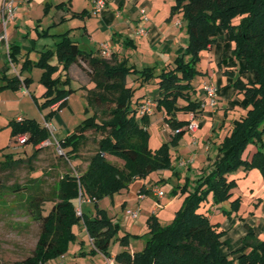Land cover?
<instances>
[{
	"label": "trees",
	"instance_id": "trees-1",
	"mask_svg": "<svg viewBox=\"0 0 264 264\" xmlns=\"http://www.w3.org/2000/svg\"><path fill=\"white\" fill-rule=\"evenodd\" d=\"M62 6L63 3L57 4V7ZM177 14L182 16L180 22L184 21L187 43L173 62L159 72L155 66L139 69L129 63L128 57L117 52L106 55L102 47L85 50L68 32L59 35L55 49L42 50L37 60L29 57L24 60L22 70L34 65L43 70L39 79L45 87L42 101L35 95L34 99L40 110L50 108L44 114L47 122H52L54 113L66 104V94L73 91L72 87L67 89L65 86L70 84L75 66L83 63V68L88 69V76L80 87L86 91L84 96L88 106L95 110L58 140L63 151L60 158L65 163L80 158L83 146L90 141L88 132L93 131L99 136H93L96 146L85 169L78 171L75 166L74 170L67 167L47 192L42 188L40 177L31 180L34 185L24 186L28 194L26 208L40 223V234L32 254L13 264H43L65 254L77 239L73 227L80 223L91 238V252H101L112 258L110 245L114 240L119 241L123 249L114 256L118 264H229L227 254L221 250L225 231L218 221L209 217L206 203L210 196L213 204L232 197L236 180L228 175L241 166L247 170L257 167L264 177V151L261 149L264 146V0H174L171 17ZM236 17H239L238 22L234 21ZM221 28L227 30L230 40L235 42L233 54L240 61L242 70L233 81V87L244 93L247 113L234 120L231 130L219 144L223 158L214 161L210 168H203L202 173L195 176L193 185L187 181L173 188L174 194L185 197L172 222L164 224L156 214H151L147 219L144 248L131 251V237L139 235L126 232L120 236V223L114 222L99 201L113 197L129 188L135 180L147 178L155 171L172 169L177 174L172 148L178 146L189 131L185 127L190 122L187 117L179 118L178 114H195L204 109L201 108L203 99H191L192 90L197 91L192 82L197 75L203 74L197 67L201 51L214 44ZM17 52L10 49V62H18ZM55 55L58 63L52 62ZM61 66L65 79L63 75L55 77ZM225 72L234 74L230 70ZM243 73H251L253 77L245 78ZM130 78L138 80L140 87L157 79L155 107L164 114V121L174 132L171 139L158 148L150 146L152 112L138 115L143 103L142 97H136L140 87L130 85ZM0 79L4 82L0 85L1 90L28 88L32 81L28 76L24 79L19 75L9 77L1 69ZM89 83H93L92 88L88 87ZM181 98H186L187 102L181 104ZM57 102L60 105L52 108ZM9 125L11 137L17 140L25 135L22 145L32 143L34 151L28 158L15 156L12 152L5 154L0 159V172L13 170L25 162L30 166L46 147L41 143L52 137L50 130L34 118H14ZM177 129L181 130L175 133ZM251 142L261 146L251 160L244 159L243 152ZM110 155L122 158L123 164L110 160ZM3 186L0 177V198L4 196ZM20 189L22 186H11L13 192ZM141 190L153 195L151 189L142 187ZM78 198L93 201L96 214H78ZM47 203L50 207L46 209ZM231 204L232 209L226 212L239 209L240 197L233 199ZM234 253H238L239 264H264V238L257 236L253 227L246 224L242 245Z\"/></svg>",
	"mask_w": 264,
	"mask_h": 264
},
{
	"label": "crops",
	"instance_id": "crops-1",
	"mask_svg": "<svg viewBox=\"0 0 264 264\" xmlns=\"http://www.w3.org/2000/svg\"><path fill=\"white\" fill-rule=\"evenodd\" d=\"M34 1L35 0H15V4L18 6L17 12L15 17L6 23L8 43L5 40H0V69L9 77L19 75L23 79L27 76L34 79V75L30 71H19V64L27 57L32 58L34 53L36 55L35 57L38 59L42 50L49 48L54 49L55 45L53 46L52 44L50 47L49 43L46 41L51 37L53 40H57L55 41L57 43L60 40L59 35L65 32H68L71 39L85 50L99 49L103 44H107L112 52H117L121 56L128 57L129 63L136 65L137 68L141 69L145 66H155L156 72H159L162 68L173 62L175 57L182 52L187 43L185 26L184 24L180 26L177 23L180 22L181 15L177 14L171 17V6L174 0H109L107 6L100 12H96L93 9L91 0H44L45 7L43 14H41V16L37 15V17L32 14ZM3 3L4 0H0V36L5 30L1 16ZM59 3H63V6L55 8L51 21L46 25L48 26L46 29V26L43 25V21L46 16L51 13L54 6H57ZM141 9H145L148 20L143 19ZM62 27L65 29H62ZM140 27H146L148 29L147 35H139L137 33V29ZM41 28L45 29L44 36L40 35ZM60 28L63 31L53 33V30ZM35 30L43 37H38ZM218 46L219 42L209 48L211 49V54L216 53ZM222 47L224 49L223 52L228 48L226 44H222ZM11 48H13L14 51L18 50L16 71L12 70L7 65L8 61H10L9 51ZM228 58L227 59L230 61V57ZM11 64L14 65L12 62ZM224 66L225 63L223 62L217 64V62L211 60L208 65L205 66V69H201L203 78H205L202 83L208 81L218 86V106L214 108L207 104L198 121V129L193 133L187 131L179 141V145L173 147L174 149L172 148L173 166L176 172H178L180 168L184 170L188 169L189 172L192 170L194 176H196L202 173L203 168H210L214 161L220 160L224 156V153L219 151L218 148L220 139H218L219 141L214 139L217 133L223 134L226 130H231L233 126V123L228 119V113L235 108L232 101L234 92H237L232 86L233 78L236 75V69H229ZM239 68L241 69V66ZM226 70L233 71L234 74H226ZM243 77L251 79L253 75L251 73H243ZM133 80V78H130V85L134 84L135 87H138L139 81ZM0 81V85H2L4 82L1 79ZM30 87L31 84L28 88L22 87L21 89L23 93L26 94L29 92ZM88 87L92 88L93 83H89ZM3 90L5 91L6 89ZM3 90L0 89V92H3ZM19 90L14 91L19 92ZM149 90V87L144 84L141 89H137L136 97H142L140 100L144 102L150 95L158 96V90H156L154 94L150 93L151 91ZM198 97L207 102L209 101L205 94H198ZM86 103L85 113L91 114L87 100ZM69 105L70 97L69 99L67 98V102L60 112H63ZM1 106L2 102L0 100V113L3 112ZM12 112L13 111H9L7 115L9 117L11 116V119H21L24 117L20 114L15 116L16 113ZM138 115L140 116L141 113L139 112ZM153 117L154 115L150 114V126H152ZM171 137L168 136L167 139L170 140ZM151 139L150 137V146L153 149L158 148L162 144L161 139H155V143L153 142L154 145H152ZM110 160L119 165L123 164V160L118 161V159L111 158ZM154 173H156L155 176ZM245 173H247V171L244 172V174ZM165 174L164 170H159L153 172L147 178L137 179L132 183L133 186H131L132 184L130 185L128 188L130 190L126 194H123V196H116L115 194L111 198L105 197L99 201V205L111 212L110 208L113 206L116 208L118 203L123 199L124 202L121 204L122 209L120 211L118 210L116 214L122 212L121 219H119L121 229L128 228L124 229V234L126 232L133 234L147 232V219L151 214H156L162 221L161 217L165 218L167 207L175 206V210L177 211L178 208H180L179 206H181L179 198H168L165 194L163 198L159 199L151 193L140 190L142 187L144 190H150L151 187L162 188L160 180L165 179ZM187 174L185 172H178L177 176L181 181ZM187 178H191V176L189 175ZM229 178L236 180L237 177L235 175H230ZM135 186H137L136 189L134 188ZM132 188L135 189V191L139 189L137 192L140 193L138 200H135L137 197L135 198V191L131 192ZM235 192V190H232L233 196L230 198L231 200L236 197H242L240 190ZM262 193L263 192L258 191L252 194L248 206L245 207L244 200H242L243 202L240 204L238 211L239 220L234 222V226L239 230L241 240L246 232V224L253 227L257 236L261 234V238H264V208L260 205V202L263 200ZM149 196H151V198H149L150 203L148 211L144 213L142 200L148 199ZM119 198L121 199L120 201L118 200ZM86 202L88 205H93L94 210L89 206L84 209L82 204H78L77 209L80 208L81 213L85 212L89 215H95L94 202L89 199H86ZM160 204L161 206L159 207ZM134 205L138 206V208L129 209L130 206ZM223 205L227 206V204ZM221 206L222 205H220V207ZM207 208L209 217L212 221H218L222 224L221 228L225 232L232 227V223H230V225H225L222 219L217 217L219 208L216 204H213L211 197L206 203V209ZM133 210L139 211L137 218L131 216L130 211ZM175 210L173 209L172 212H176ZM73 230L77 239L70 244L68 252L56 259L48 261V264H78L77 259L79 257H89L94 261L93 264H98L95 262L97 256L100 257V264H118L114 260V256L123 249L122 245L118 246L116 251H111L112 258H107L101 252H91L93 244L83 223L75 225ZM83 230L86 235L83 234ZM227 234L228 233L223 236V242H226ZM145 244L146 241L142 238L139 242H130L129 249L131 251H139L144 248ZM88 245L91 248L88 249ZM239 247L237 246L231 249L235 250Z\"/></svg>",
	"mask_w": 264,
	"mask_h": 264
},
{
	"label": "rangeland",
	"instance_id": "rangeland-1",
	"mask_svg": "<svg viewBox=\"0 0 264 264\" xmlns=\"http://www.w3.org/2000/svg\"><path fill=\"white\" fill-rule=\"evenodd\" d=\"M35 3L33 4V12L32 14L37 17V15L43 14L44 7H45V1L44 0H35ZM57 8L55 5L51 13H49L46 18L43 21V25L46 26L52 18L53 11ZM182 17V16H181ZM235 22L239 21V17H236L234 19ZM183 22H180V24L183 25ZM178 24V25H180ZM48 26H46L47 29ZM64 27H62L63 29ZM65 29V28H64ZM44 30L41 28L40 35L44 36ZM63 30L56 29L53 30V33H59ZM35 33L38 37L40 36L39 33L35 30ZM57 40H53L51 37L46 41L49 43V46L53 44V46H56ZM219 42V46L217 48V51L215 54H211V49L206 48L201 51L200 53V60L197 64V67L199 69H205V66L208 65V63L212 60L214 62H223L225 63L224 67L227 68H235L236 69V75L233 78V81L239 76V73H241V69L239 68L241 66V63L239 60H237L233 54V49L235 47V42L230 40L228 31L225 29H220L217 33V40L214 42L213 45H216V43ZM222 44H226L228 48H226V51L223 52ZM105 45V44H104ZM107 45V44H106ZM103 48V45L101 46ZM109 47V46H108ZM56 48V47H55ZM54 48V49H55ZM111 49H109L110 54ZM34 56L31 59L37 60V57ZM108 55V54H107ZM212 55V56H211ZM230 57V61L228 60ZM228 58V59H227ZM24 60L19 64L18 70H22ZM53 63H58V58L55 55L52 60ZM17 62L11 64L10 61H8L7 65L14 71H16V64ZM83 63H79V65L75 66L74 71L71 73L73 78L71 79L70 84H67L65 88L72 87L73 91L66 94V98L69 99L70 97V105L65 108L63 112L57 111L54 113L52 117V123L55 125V138L51 137V140L53 142L52 145L46 146L38 155L37 157L32 161L31 165L29 166L28 162H25L22 166L15 168L13 170L8 171H1L0 177L2 184L4 185L2 188L3 197L0 198V264H13L15 261L22 260L26 258L27 256L31 255L35 245L37 243L39 234H40V223L36 220H34L28 210H27V190L24 186L26 185H34V182L31 180L36 177H40L42 183V188L44 191H49L53 184L58 180L66 171L67 167L71 168V170H74L73 166H75L76 170H83L87 166V160L90 154L94 151V148L96 146L95 141L93 140V136L96 135L98 137V134H95L93 131H89L88 135L90 136V141L86 143L85 146H83L80 154V158L76 160H69L68 163H65L59 156L60 152L57 148L56 140H59L61 138L66 136L68 134V131L74 129V127L79 124L84 118H86L88 115H91L95 108L89 107V110L91 111V114L85 113V106L86 98L83 95V92L86 93L85 90H83L80 85L85 82V76H88V69L82 66ZM2 65V64H1ZM88 66V64H86ZM25 71H30L34 75V79L31 81V87L28 93L24 94L22 89L19 88V92H15L14 90H3V92H0V100L2 102V110L3 112L0 113V159L4 158V155L7 153H14L15 156L18 157H25L28 158L32 155L34 151V146L32 143L24 144L22 145L18 140L11 137V126L9 125L11 116H7L9 111H13L12 113H16L15 116L18 114L23 115L24 117L28 118H34L38 122L44 121V114L47 113L50 108L47 107L45 109L40 110L37 102L34 99V95L38 97L40 101H42V92L45 90V87L40 82V76L42 74V69L38 66H32L31 69H25ZM63 75V79H65V73L62 69V66L56 71L55 77ZM203 75L199 74L193 79V86L197 89L196 92L192 90L191 92V99H195L198 97V94H204L203 92V85L205 82L203 81ZM1 83V81H0ZM212 83V82H211ZM140 84V83H139ZM145 86L149 87L150 93H156V90H158V84L157 79L153 78L150 82L146 83ZM233 86V83H232ZM140 87V85H139ZM143 87V86H142ZM140 87V89L142 88ZM237 90V89H236ZM83 91V92H82ZM219 91V89H218ZM234 98H233V105L234 109L229 111L228 119L230 122H234L235 119L240 118L242 115H245L247 113V108L245 107V95L243 92H234ZM157 96L156 95H150L148 99H151L153 102H155ZM84 102V103H83ZM187 102L186 98H181L180 103L185 104ZM156 103V102H155ZM227 103V102H226ZM56 108V106L54 107ZM203 110L194 114V119L199 121L202 116ZM154 115L153 117V123L152 126H150V133H151V142L152 145L153 142L155 143V139L159 140L161 139V143L167 141L168 136H172L174 134L173 130L170 128V126L164 121L162 113L156 109V107H153L152 113ZM162 116V117H161ZM179 118H188L189 121L191 119V114L185 116L183 112H180L178 114ZM6 120V121H5ZM231 123V124H232ZM167 131V133H166ZM230 130H226L223 134H216V138L214 140L220 139V143L226 136V134L229 133ZM190 132V131H188ZM193 133V132H191ZM56 139V140H55ZM171 139V138H170ZM169 141V140H168ZM219 141V140H218ZM219 143V144H220ZM219 146V145H218ZM259 146L261 144H257L254 142H251L247 144L244 152H243V158L251 160L253 154L259 149ZM174 149V148H173ZM264 151V146L261 147ZM174 151V150H173ZM118 159V161H122V158L116 157L113 155L109 156V159ZM124 162V161H123ZM244 174V172H246ZM77 172V171H76ZM157 172V171H155ZM165 174V180H161V187L166 197L168 198H179L180 199V205H182L185 195H178L173 193V188L177 187L178 184L184 185L187 181H189L190 185L194 184V174L193 171L189 172L188 169H178V172L186 173L184 178L180 181V178H178L177 174L172 169H164ZM177 172V173H178ZM156 173H154L155 176ZM191 176V178H187V176ZM235 175L236 178V185L232 190H235L238 192V190L241 191L242 197L240 198V204L244 200L245 207L248 206V203L250 201V196L252 194L257 193L258 191L263 192L261 195L263 197V200L260 202L261 207L264 208V177L262 175V172L259 168L254 167L251 169H245L243 166L239 167L237 170L233 171L228 175ZM179 180V181H178ZM37 184V183H35ZM13 185H19L22 186V189L19 191L13 192L11 190V186ZM36 186V185H35ZM133 186V184L131 185ZM130 187V186H129ZM35 188V187H34ZM135 189L137 186L134 187ZM135 189H131V192L135 191ZM130 189L126 188L121 190L120 192L116 193V196H123V194H126ZM139 189H137L135 193V198L140 195V193H137ZM141 190V189H140ZM235 192V193H236ZM233 196V195H232ZM212 199V196H210ZM111 198V197H109ZM151 196L148 197L146 200H142V205L144 207V213L148 211L149 203ZM121 200L120 198L118 199ZM78 204H82L83 208H87L88 206L94 210L93 205H88L86 202V198H78ZM123 199L118 203L116 208L111 206L110 208L111 212H109L110 216L113 218L114 222L120 223L119 219H121L122 212L119 214H116V212L121 210V204L123 203ZM141 202V201H140ZM138 203V202H136ZM232 200L228 199L225 201H222L216 206L219 208V213L217 217H220L222 219V222L225 225H230L232 223V227L227 231L224 232L223 236L227 234L226 236V242H223L221 246V250L223 253L227 254L229 258V264H239L238 263V253H234V250L231 248L239 247L242 245V240L240 239V232L237 230V227L234 226V222L239 220V214L238 210L232 211V212H226L225 209H232ZM105 204V203H104ZM227 204V206L223 205ZM230 204V206H229ZM243 204V203H242ZM220 205H222L220 207ZM161 204L159 205V207ZM50 207V203L46 204V209ZM132 207V208H131ZM181 207V206H179ZM244 207V208H245ZM138 206H130L129 209H136ZM173 209L175 210L176 207H167L165 211V218H162V222L164 224H169L172 222V220L175 217L176 212H172ZM179 209V208H178ZM176 211V210H175ZM168 212V214H167ZM261 213V212H259ZM119 217V218H118ZM222 224H220L221 227ZM124 229L128 228H122L119 232V235L124 234ZM83 234H85V231L83 230ZM133 234V233H132ZM139 237H131L132 243L139 242L140 239H144L146 241L147 234L146 232L138 234ZM259 237H262L261 234H258ZM87 238V236H86ZM223 238V237H222ZM120 246L119 241L114 240L111 245L110 249L111 251H116L117 247ZM130 246V245H129ZM88 249L91 248L89 245L87 246ZM87 249V250H88ZM100 257L97 256L95 258V262L100 264L99 261ZM78 264H93V260L89 257H79Z\"/></svg>",
	"mask_w": 264,
	"mask_h": 264
},
{
	"label": "built area",
	"instance_id": "built-area-1",
	"mask_svg": "<svg viewBox=\"0 0 264 264\" xmlns=\"http://www.w3.org/2000/svg\"><path fill=\"white\" fill-rule=\"evenodd\" d=\"M91 2L93 5V9L96 12H100L102 9H104L107 6L109 0H91ZM17 8H18V6L15 4V0H4L3 6L1 8L2 23L4 25L5 30H4V33L0 36V40H5L7 43H8V41H7L6 23L15 17V14L17 12ZM141 14H142L144 20H148L146 14H145V9H141ZM177 23L180 24V22H177ZM137 33L139 35H147L148 29L146 27H140L137 29ZM103 53L106 55L109 54V47L106 44L105 45L103 44ZM203 92L209 101L207 102V101L203 100L201 108H205V106L207 104L216 108L218 106V100H217L218 86L214 83H211V82H205L203 85ZM58 105H60V102L55 103L52 106V108H54L55 106L57 108ZM155 106H156L155 102H153L151 99H146L140 105L139 112L141 114L151 113L153 111V107H155ZM43 124L50 130L52 137L55 138V130H56L55 125L52 122H47L45 119L43 121ZM198 127H199L198 121L194 119V114L192 113L190 122L185 128H186V130H189L191 132H195L198 129ZM180 130L181 129L175 130V133L179 132ZM25 139H26L25 135H21L17 138V140L21 144L24 143ZM55 142L57 143V148H58L59 152L62 153L63 151L60 147L58 140H56ZM41 144L43 146H49V145H52L53 142L50 138V139L43 141ZM151 190H152L153 195L159 199L163 198L165 196V192L160 188L151 187ZM77 213L81 214L80 208L77 209ZM130 214L132 217L137 218L139 215V211L133 210V211H130ZM43 264H48V263H43ZM51 264H58V263H51Z\"/></svg>",
	"mask_w": 264,
	"mask_h": 264
}]
</instances>
